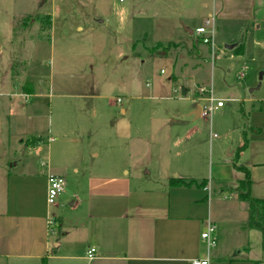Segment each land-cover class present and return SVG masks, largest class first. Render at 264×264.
I'll list each match as a JSON object with an SVG mask.
<instances>
[{
    "label": "rangeland",
    "instance_id": "374dc122",
    "mask_svg": "<svg viewBox=\"0 0 264 264\" xmlns=\"http://www.w3.org/2000/svg\"><path fill=\"white\" fill-rule=\"evenodd\" d=\"M263 2L0 0V206L9 172H44L51 136L58 142L52 162L66 151L98 174L116 171L133 192H149L150 200L162 198L178 178L209 182L207 190L195 185L188 191L212 199L217 244L210 256L220 249L231 254L227 239L242 236L259 255L256 233L242 228L247 204L223 183L237 174L234 150L262 88L252 90L261 80L264 85V53L255 35ZM215 8L237 16L216 17L209 46L195 32ZM43 17H50V30ZM209 97L224 107L196 119L193 108ZM67 180L70 192L74 180ZM69 203L63 214L70 213ZM247 252L240 249L241 256Z\"/></svg>",
    "mask_w": 264,
    "mask_h": 264
},
{
    "label": "crops",
    "instance_id": "0c3cea01",
    "mask_svg": "<svg viewBox=\"0 0 264 264\" xmlns=\"http://www.w3.org/2000/svg\"><path fill=\"white\" fill-rule=\"evenodd\" d=\"M247 2L252 6V0ZM212 14L226 19L237 16L235 11L222 8H215ZM257 21L256 40L264 53V19ZM262 71L264 79V68ZM167 81L172 83L170 75ZM260 83L252 90L262 88L251 101L252 121L244 118L243 144L234 150L237 160L233 171L237 174H233V182L245 179L248 173L252 196L264 199V85ZM201 105H195L191 112L196 119L202 118ZM56 143L54 137L47 138L48 161L42 162L43 173L8 174L6 203L0 206V264H192L203 258L211 259V264H223L226 260L232 264H264L263 249L259 255L252 254L242 240L244 236L237 241L226 238L231 254L220 249L217 255L210 256L211 249L201 238L207 223L213 222L210 195L189 193L192 186L172 184L162 198L157 195L150 200L149 192H133L131 182L119 177L116 171L98 174L97 170L85 167L84 159L79 163L69 159L66 151L57 162H52ZM39 145L36 147L40 148ZM23 146L24 143L19 145ZM49 175L74 180L71 191L65 190L54 207L47 202ZM199 184L195 182L193 186ZM209 184L200 187L207 190ZM68 202L70 213L63 214ZM245 227L243 224L246 232L256 233L262 248L260 232ZM91 247L96 249L94 260L87 257ZM240 249L248 250L247 254L241 256Z\"/></svg>",
    "mask_w": 264,
    "mask_h": 264
},
{
    "label": "built area",
    "instance_id": "2783aa9c",
    "mask_svg": "<svg viewBox=\"0 0 264 264\" xmlns=\"http://www.w3.org/2000/svg\"><path fill=\"white\" fill-rule=\"evenodd\" d=\"M215 20L216 15L212 14L204 21L202 26L197 28L195 34L201 43L209 46L213 43V39L216 34ZM161 74H165V71L162 70ZM202 91L205 90L202 89ZM116 102L121 104L123 99L118 98ZM205 102V105H201L200 109V116L202 118L208 117L214 111L224 107V102L221 100H216L214 97H209L205 100ZM47 181V202L50 206H52L57 203L58 198L64 193L66 188V179L65 177L59 175H49ZM49 223L50 225H53V219L50 218ZM216 232L217 227L213 225L212 222H208L206 230L201 235L202 240L210 249L214 248L217 244ZM87 257L90 260H94L96 258V249L94 247L88 249ZM192 264H211V260L209 258L196 259L192 262Z\"/></svg>",
    "mask_w": 264,
    "mask_h": 264
},
{
    "label": "trees",
    "instance_id": "16d2710c",
    "mask_svg": "<svg viewBox=\"0 0 264 264\" xmlns=\"http://www.w3.org/2000/svg\"><path fill=\"white\" fill-rule=\"evenodd\" d=\"M44 23H46V29L50 30L51 22L50 17H46L42 19ZM246 169V168H245ZM247 173V172H246ZM196 181L190 180L186 181L184 179L178 178L174 181L175 186H193ZM230 183V184H229ZM205 182L199 184V186H203ZM225 185H230L232 188L234 187L239 193V199L247 204L248 209V222L245 228L250 230H256L260 232L262 236V249L264 252V199L255 198L251 194V179L249 174L243 180L236 181V183L232 182H224ZM45 264V263H44Z\"/></svg>",
    "mask_w": 264,
    "mask_h": 264
},
{
    "label": "water",
    "instance_id": "95a60500",
    "mask_svg": "<svg viewBox=\"0 0 264 264\" xmlns=\"http://www.w3.org/2000/svg\"><path fill=\"white\" fill-rule=\"evenodd\" d=\"M191 34H193V32H191ZM237 45H230V46H227L228 49H233L235 48ZM262 79V74L260 76V80Z\"/></svg>",
    "mask_w": 264,
    "mask_h": 264
}]
</instances>
